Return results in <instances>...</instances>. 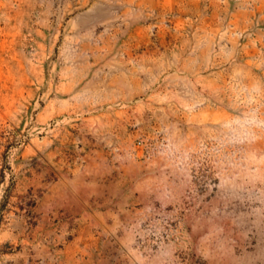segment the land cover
Returning <instances> with one entry per match:
<instances>
[{"label": "rangeland", "instance_id": "1", "mask_svg": "<svg viewBox=\"0 0 264 264\" xmlns=\"http://www.w3.org/2000/svg\"><path fill=\"white\" fill-rule=\"evenodd\" d=\"M0 264H264V0H0Z\"/></svg>", "mask_w": 264, "mask_h": 264}]
</instances>
